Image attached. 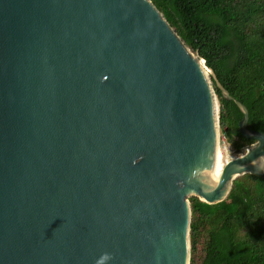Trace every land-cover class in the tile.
Returning <instances> with one entry per match:
<instances>
[{
  "label": "water",
  "instance_id": "water-1",
  "mask_svg": "<svg viewBox=\"0 0 264 264\" xmlns=\"http://www.w3.org/2000/svg\"><path fill=\"white\" fill-rule=\"evenodd\" d=\"M248 123L151 0H0V264H191L189 198L264 177Z\"/></svg>",
  "mask_w": 264,
  "mask_h": 264
},
{
  "label": "trees",
  "instance_id": "trees-1",
  "mask_svg": "<svg viewBox=\"0 0 264 264\" xmlns=\"http://www.w3.org/2000/svg\"><path fill=\"white\" fill-rule=\"evenodd\" d=\"M151 1L191 52L248 108V128L264 133V0ZM212 82L221 132L241 151L255 143L240 131L244 114ZM190 202L191 264H264V177L238 178L219 204L196 197Z\"/></svg>",
  "mask_w": 264,
  "mask_h": 264
},
{
  "label": "rangeland",
  "instance_id": "rangeland-1",
  "mask_svg": "<svg viewBox=\"0 0 264 264\" xmlns=\"http://www.w3.org/2000/svg\"><path fill=\"white\" fill-rule=\"evenodd\" d=\"M194 54V53H193ZM195 56H197V54H194ZM210 78V77H209ZM219 105V104H218ZM219 109H220V105H219ZM220 133H221V135H222V137H223V139L226 141V143L229 145V147L231 148V149H233V150H235V151H238V150H236L233 146H232V144H230L229 142H228V140H227V138L225 137V135L221 132V128H220ZM189 201H190V198H189ZM190 241H191V238H190ZM202 248H203V242L201 241L200 242V244L198 245V249L199 250H202ZM191 258H192V254H191ZM201 261V259L199 258L198 259V262H200Z\"/></svg>",
  "mask_w": 264,
  "mask_h": 264
},
{
  "label": "bare ground",
  "instance_id": "bare-ground-1",
  "mask_svg": "<svg viewBox=\"0 0 264 264\" xmlns=\"http://www.w3.org/2000/svg\"><path fill=\"white\" fill-rule=\"evenodd\" d=\"M200 66H201V69H202V71L204 72V74H205V77L207 78V80L209 79V76L207 75V73H206V71H205V68H204V66H203V64H202V62L200 61Z\"/></svg>",
  "mask_w": 264,
  "mask_h": 264
}]
</instances>
